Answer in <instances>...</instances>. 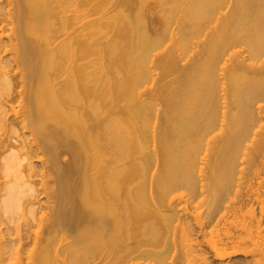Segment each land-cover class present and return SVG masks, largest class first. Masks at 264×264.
Segmentation results:
<instances>
[{
	"label": "bare ground",
	"instance_id": "bare-ground-1",
	"mask_svg": "<svg viewBox=\"0 0 264 264\" xmlns=\"http://www.w3.org/2000/svg\"><path fill=\"white\" fill-rule=\"evenodd\" d=\"M0 264H264V0H0Z\"/></svg>",
	"mask_w": 264,
	"mask_h": 264
},
{
	"label": "rangeland",
	"instance_id": "rangeland-1",
	"mask_svg": "<svg viewBox=\"0 0 264 264\" xmlns=\"http://www.w3.org/2000/svg\"><path fill=\"white\" fill-rule=\"evenodd\" d=\"M234 260L237 261V262H240V261H244L245 258H244V257H238V258H236V259H234Z\"/></svg>",
	"mask_w": 264,
	"mask_h": 264
}]
</instances>
